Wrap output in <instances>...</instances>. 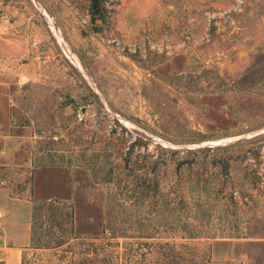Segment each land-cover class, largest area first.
I'll return each instance as SVG.
<instances>
[{
    "label": "rangeland",
    "instance_id": "obj_1",
    "mask_svg": "<svg viewBox=\"0 0 264 264\" xmlns=\"http://www.w3.org/2000/svg\"><path fill=\"white\" fill-rule=\"evenodd\" d=\"M1 186L25 264H264V0H0Z\"/></svg>",
    "mask_w": 264,
    "mask_h": 264
},
{
    "label": "crops",
    "instance_id": "obj_2",
    "mask_svg": "<svg viewBox=\"0 0 264 264\" xmlns=\"http://www.w3.org/2000/svg\"><path fill=\"white\" fill-rule=\"evenodd\" d=\"M6 190H9L8 187H0V193ZM4 205H6L5 212L0 209V227L6 238L5 244L8 243L9 245L5 247L3 264H21L22 251L30 242V204L22 195L16 196V198L7 196ZM13 241L17 244L14 245Z\"/></svg>",
    "mask_w": 264,
    "mask_h": 264
},
{
    "label": "trees",
    "instance_id": "obj_3",
    "mask_svg": "<svg viewBox=\"0 0 264 264\" xmlns=\"http://www.w3.org/2000/svg\"><path fill=\"white\" fill-rule=\"evenodd\" d=\"M44 199H45L46 203H51L52 201H55L54 198H50V197H47V198H44ZM222 238H228L230 240V239H243L245 237L244 236L243 237H237V236L236 237H220V238L219 237H210L211 240H217V239H222ZM95 239H97V238H95ZM183 239H192L194 241H199V240L204 239V238L198 237V236H194V237H184ZM30 240H31V231H30ZM95 241H97V240H95ZM145 245H147V244H145ZM182 245H184V244H182ZM184 246L188 249L186 252H183L184 253L183 254V256H184V264H196V260L199 259V258H197V256H196L197 254L195 253L194 249H199V247L197 246V244H188V245L185 244ZM174 247H175L174 243L165 245L166 249L170 248L169 249L170 255H169V253L164 252V250H161V249L159 251H157L156 253L159 254L158 255L159 258H161V256H165L166 255L165 258H164V261H167L168 257L171 256V251H172V248H174ZM172 254H173V251H172ZM148 255H151V254L149 253ZM201 256H203L204 259L206 257L208 258V256L205 253H203ZM200 259L203 260V258H200ZM21 264H25V256L24 255H22V257H21Z\"/></svg>",
    "mask_w": 264,
    "mask_h": 264
},
{
    "label": "bare ground",
    "instance_id": "obj_4",
    "mask_svg": "<svg viewBox=\"0 0 264 264\" xmlns=\"http://www.w3.org/2000/svg\"><path fill=\"white\" fill-rule=\"evenodd\" d=\"M55 32H58V31L55 30Z\"/></svg>",
    "mask_w": 264,
    "mask_h": 264
},
{
    "label": "water",
    "instance_id": "obj_5",
    "mask_svg": "<svg viewBox=\"0 0 264 264\" xmlns=\"http://www.w3.org/2000/svg\"><path fill=\"white\" fill-rule=\"evenodd\" d=\"M261 132V131H260Z\"/></svg>",
    "mask_w": 264,
    "mask_h": 264
}]
</instances>
